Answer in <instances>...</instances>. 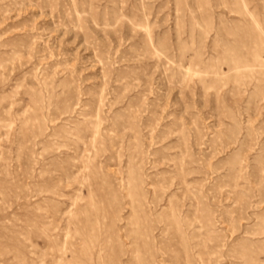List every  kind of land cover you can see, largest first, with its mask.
I'll list each match as a JSON object with an SVG mask.
<instances>
[{"label":"rangeland","instance_id":"1","mask_svg":"<svg viewBox=\"0 0 264 264\" xmlns=\"http://www.w3.org/2000/svg\"><path fill=\"white\" fill-rule=\"evenodd\" d=\"M0 264H264V0H0Z\"/></svg>","mask_w":264,"mask_h":264}]
</instances>
